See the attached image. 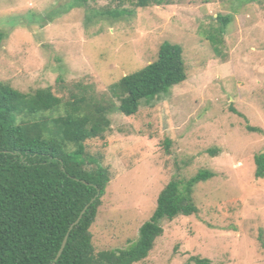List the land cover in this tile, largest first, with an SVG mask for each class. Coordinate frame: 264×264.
<instances>
[{"label": "rangeland", "instance_id": "1", "mask_svg": "<svg viewBox=\"0 0 264 264\" xmlns=\"http://www.w3.org/2000/svg\"><path fill=\"white\" fill-rule=\"evenodd\" d=\"M73 1L0 0V81L24 92L52 87L66 99L79 84L101 94L153 62L164 41L184 47L188 70L186 81L136 114L111 113L105 138L88 140L112 174L91 227L95 251L136 241L168 182L207 169L213 177L192 192L198 213L163 220V235L135 264H184L192 256L264 264V177H256L254 158L264 151V0L147 7L124 0L132 13L119 20L96 14L115 0ZM90 13L97 17L88 20ZM218 15L231 21L215 50L209 34Z\"/></svg>", "mask_w": 264, "mask_h": 264}, {"label": "trees", "instance_id": "2", "mask_svg": "<svg viewBox=\"0 0 264 264\" xmlns=\"http://www.w3.org/2000/svg\"><path fill=\"white\" fill-rule=\"evenodd\" d=\"M115 1L117 6L96 14L119 20L132 13L122 7L124 0ZM131 1L139 7L161 2ZM86 3L75 0L69 5ZM94 17L90 13L87 19ZM216 20L220 25L211 30L209 40L218 50L231 17L218 15ZM5 37L0 30V46ZM187 78L184 47L164 41L153 62L123 76L101 94L79 84L80 93L72 92L66 99L57 96L52 87L24 92L0 81V264H52L71 224L93 198L56 264H135L148 257L163 235V220L197 214L192 192L197 184L213 177L207 169L188 180L179 174L168 182L136 241L125 248L95 251L91 227L112 174L101 163L102 153L90 150L88 140L105 138L112 125L111 113L132 116L143 102L169 93ZM231 110L244 116L233 107ZM54 112L58 115L51 116ZM247 128L260 131L250 125ZM170 143V139L165 141L166 146ZM254 158L255 175L262 178L264 151ZM189 262L213 264L201 256H192Z\"/></svg>", "mask_w": 264, "mask_h": 264}, {"label": "water", "instance_id": "3", "mask_svg": "<svg viewBox=\"0 0 264 264\" xmlns=\"http://www.w3.org/2000/svg\"><path fill=\"white\" fill-rule=\"evenodd\" d=\"M94 200H95V198H93V199L91 200V202L88 203V204L85 206V208L83 209V211L81 212V214L79 215V217L77 218V220H76L74 223L71 224V226H70V228H69V231H68V233L66 234V236H65V238H64V240H63V243H62V245H61V247H60V249H59V251H58V253H57L56 257H55V260H54V262H53L52 264H56V263H57V260H58V259L60 258V256L62 255V252H63V250H64V248H65V246H66V244H67V240H68V237H69V234H70L71 230H72L73 227H74V226H75V225L81 220V218L83 217L84 213L86 212L88 206H89Z\"/></svg>", "mask_w": 264, "mask_h": 264}]
</instances>
